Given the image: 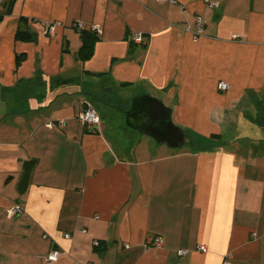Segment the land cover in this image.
<instances>
[{"label": "crops", "instance_id": "0c3cea01", "mask_svg": "<svg viewBox=\"0 0 264 264\" xmlns=\"http://www.w3.org/2000/svg\"><path fill=\"white\" fill-rule=\"evenodd\" d=\"M170 1L16 0L3 17L0 264H48L53 250L51 264H264V0ZM76 22L100 30L85 62ZM115 91L155 96L175 125L218 139L158 146L125 125ZM91 99L96 128L76 118ZM24 162L34 164L19 194ZM13 204L22 213L8 216Z\"/></svg>", "mask_w": 264, "mask_h": 264}, {"label": "water", "instance_id": "95a60500", "mask_svg": "<svg viewBox=\"0 0 264 264\" xmlns=\"http://www.w3.org/2000/svg\"><path fill=\"white\" fill-rule=\"evenodd\" d=\"M125 125L156 145L177 150L189 143L188 134L174 124L172 110L163 102L149 94L133 97L130 108L125 112ZM34 162L23 163V174L17 191L23 194L30 169Z\"/></svg>", "mask_w": 264, "mask_h": 264}, {"label": "built area", "instance_id": "2783aa9c", "mask_svg": "<svg viewBox=\"0 0 264 264\" xmlns=\"http://www.w3.org/2000/svg\"><path fill=\"white\" fill-rule=\"evenodd\" d=\"M153 1L172 3V1H170V0H153ZM213 6H214V4H207V8H209V9L212 8ZM59 26H60V24L56 23V22L47 25L45 32H44L45 35L52 37L55 33V30ZM202 26H203L202 18L196 17L194 20L193 31L190 32L193 41H196L198 39V37H200L201 32H202ZM73 28L77 32L84 31L83 25L79 22H76L73 25ZM186 30H187V32H189L188 27ZM89 31L93 34H96L97 36L100 35V30H99L98 26H91ZM130 40H131L132 44H135V45L141 44L142 34L137 33V32L133 33V34H131ZM216 88L218 91H227L229 89V86L226 83H218ZM76 118L81 124L87 125L90 127H94V128H96L100 123L99 116L97 115V112L95 111V109L93 108L91 103L87 100H83L79 104V112H78ZM46 127L51 128V127H53V125L47 124ZM6 213L8 216H17V215L22 213V209L20 208V206L18 204H13L6 211ZM63 237H64V239L68 240L70 238V235L64 234ZM149 242L153 245V247L158 248L160 246L159 238L149 239ZM198 250L201 252L205 251L203 246H199ZM58 257H59V252L57 250H53L50 253H48V255H46V257L44 258V262L48 263V264L54 263L57 261ZM225 264H228V263H225Z\"/></svg>", "mask_w": 264, "mask_h": 264}, {"label": "trees", "instance_id": "16d2710c", "mask_svg": "<svg viewBox=\"0 0 264 264\" xmlns=\"http://www.w3.org/2000/svg\"><path fill=\"white\" fill-rule=\"evenodd\" d=\"M16 0H6L2 4V11L0 12V22L3 17L9 15L13 8ZM98 36L96 34L86 31L79 32L80 46L76 51V59L80 62H85L92 57L93 45L97 40ZM15 40L18 42L33 43L36 40V36L28 31L17 30L15 33ZM25 54H17L14 58L15 70H17L21 64L25 61ZM188 134L189 143L193 144L198 150H208L210 149V141L218 139L217 135H211L208 139H204L193 134Z\"/></svg>", "mask_w": 264, "mask_h": 264}, {"label": "rangeland", "instance_id": "374dc122", "mask_svg": "<svg viewBox=\"0 0 264 264\" xmlns=\"http://www.w3.org/2000/svg\"><path fill=\"white\" fill-rule=\"evenodd\" d=\"M107 99L109 101H113V103L117 107V110H118V107L124 106V110L123 111L126 112L131 106V102L133 100V97H131L128 100H126V98L122 94H120V92L115 91L113 94L109 95L107 97ZM91 101H92V104L94 106V109H97V111L98 110L100 111L102 109V105H101V103L99 101H96L94 99H91ZM125 112H123L121 114L123 116L124 123H125ZM189 148H190V144H186L182 148L177 149L175 151L186 150V149H189ZM22 168H23V165H22Z\"/></svg>", "mask_w": 264, "mask_h": 264}]
</instances>
